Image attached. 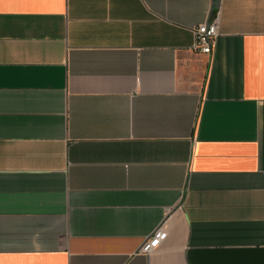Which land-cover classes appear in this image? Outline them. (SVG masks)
<instances>
[{
	"label": "crops",
	"instance_id": "0c3cea01",
	"mask_svg": "<svg viewBox=\"0 0 264 264\" xmlns=\"http://www.w3.org/2000/svg\"><path fill=\"white\" fill-rule=\"evenodd\" d=\"M212 1L0 0V264H264V0L206 54Z\"/></svg>",
	"mask_w": 264,
	"mask_h": 264
},
{
	"label": "built area",
	"instance_id": "2783aa9c",
	"mask_svg": "<svg viewBox=\"0 0 264 264\" xmlns=\"http://www.w3.org/2000/svg\"><path fill=\"white\" fill-rule=\"evenodd\" d=\"M218 24L219 16L212 11L208 21L195 29V51L206 54L212 53L214 41L218 35ZM166 238L167 232L163 230L162 226L158 227L150 237L145 239L139 252L144 255L152 253Z\"/></svg>",
	"mask_w": 264,
	"mask_h": 264
},
{
	"label": "water",
	"instance_id": "95a60500",
	"mask_svg": "<svg viewBox=\"0 0 264 264\" xmlns=\"http://www.w3.org/2000/svg\"><path fill=\"white\" fill-rule=\"evenodd\" d=\"M220 0H213L212 1V11H216L219 9Z\"/></svg>",
	"mask_w": 264,
	"mask_h": 264
}]
</instances>
